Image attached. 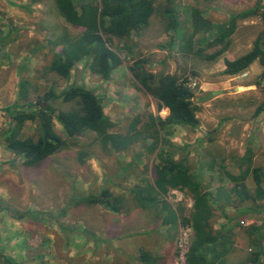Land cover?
<instances>
[{
  "label": "rangeland",
  "instance_id": "rangeland-1",
  "mask_svg": "<svg viewBox=\"0 0 264 264\" xmlns=\"http://www.w3.org/2000/svg\"><path fill=\"white\" fill-rule=\"evenodd\" d=\"M263 5L264 0H175L183 18L182 27L171 32L177 41L170 48L160 47L170 40L171 33L163 35L167 21L159 12L154 13L149 26L134 41L115 42L113 48L123 64L105 80L91 71L86 59L75 65L68 79L47 70L54 51L62 48L51 43L55 38L57 41V34L78 35L83 30L65 21L54 0H0V264H10L3 255L17 264H136L141 248L159 256L161 264H184L180 254L187 250L194 234L192 225L184 228L185 224L178 221L173 225L170 217L164 223L165 210L159 208L163 211L160 214L153 207H144L135 196V190L153 184L156 178L157 150L149 151L140 142L118 150L93 132L70 138L55 120L56 130L67 144L41 165L27 167L2 136L11 124L8 108L17 102L22 77L29 79L30 100L38 103L41 99L42 105H47L42 98L50 88L60 93L71 84H84L100 97L105 113L115 124L109 131L126 135L134 120H141L140 127L149 122L153 109L160 112L158 100L140 88L128 70L134 60L147 59L143 65L149 71L187 76V84L196 95L198 126L194 130L181 126L163 130V137L176 149V159L185 157L193 172L202 173L210 191L215 192L220 184L229 188L232 184L227 183V173L239 175L249 164L264 170V110L255 114L264 100V80H260L258 61L229 76L224 74V59L251 50L264 22L258 15L238 18L234 32L222 45H212V33L201 31L193 38L195 54L181 48L193 33V8L211 19L213 31H218L231 22L232 14ZM156 34H162L160 44ZM222 47L220 56L209 57ZM247 83L254 84L253 90L246 87ZM223 86L228 89L223 99L216 95L197 100L213 90H224ZM52 106L59 110L77 108L75 102L62 99ZM36 134V124L28 121L23 135ZM246 155L251 157L249 164ZM130 162L132 166L125 168ZM246 181L253 186L252 174ZM105 189L124 200L120 212L89 203L90 195ZM162 197L177 209L183 207L185 213L192 208L186 190L174 188ZM226 197L225 193L220 198L215 196L211 224L234 236L226 255L228 264H247L250 253L258 250L251 244L254 234L248 228L264 222V200L258 204L261 213L240 216L228 206ZM257 264H264V256Z\"/></svg>",
  "mask_w": 264,
  "mask_h": 264
},
{
  "label": "trees",
  "instance_id": "trees-1",
  "mask_svg": "<svg viewBox=\"0 0 264 264\" xmlns=\"http://www.w3.org/2000/svg\"><path fill=\"white\" fill-rule=\"evenodd\" d=\"M37 2L39 0H33ZM56 10L65 21L74 27L83 30L78 35L68 32L57 34L52 44L62 46L60 52L54 51L47 70L68 79L72 69L83 59L89 61L92 72L111 78L114 69L123 64V59L114 49L115 42H127L134 32L145 30L151 23V17L159 12L164 21H167L166 31L177 32L181 26L175 0H54ZM261 9L232 14L231 22L218 31H213L211 19L202 15L198 8H193V33L188 36L182 51L192 53L193 38L199 32L212 33V45H222L226 37L230 36L235 28L238 18H247L258 15L264 22V5ZM182 27V26H181ZM175 35L170 36L167 43L161 48H170L175 42ZM53 50V49H51ZM224 48L217 49L209 55L214 59L222 54ZM203 51H201L199 54ZM147 59L134 60L128 70L133 78L140 84L147 94L158 100V110L167 108L169 114L163 118L160 115H149V122L139 126L138 118L130 125L126 135L110 132L115 126L111 118L105 113L103 102L96 92L84 84H71L68 88L56 93L50 88L42 100V105L30 100L29 79L22 77L18 87L17 102L8 108L11 118L9 128L3 131L2 136L6 146L24 158L23 164L27 167H37L47 158L58 152L67 144V141L57 132L55 120L65 129L70 138H79L84 133L93 132L104 144H113L118 150L130 147L134 142L142 143L149 151L157 150L159 163L156 166V178L153 184H147L135 190L137 201L144 207H153L160 214L165 210L167 214L163 222L167 223L170 217L173 225L176 221L181 224L192 225L194 234L190 244L187 261L188 264H228L226 255L234 243L233 234L223 230H216L211 224L213 205L217 203L215 196H227L229 207L235 208L238 215L248 213H261L260 204L264 200V170L254 167L251 157L246 155L248 166L239 175L227 173L232 186L221 185L215 192L204 184L202 173L191 170L185 157H175L176 149L172 143L163 137V130L167 127L181 126L187 130H194L199 124L198 105L195 104V92L188 86V77L176 73L152 72L147 70L143 63ZM262 67L260 80H264V29L253 43L251 50L235 58H225L224 74L238 75L247 70L254 62ZM145 62V63H146ZM259 82V81H258ZM62 99L64 102H75L77 108L59 110L52 106V102ZM264 110V100L255 114ZM28 121L36 124L35 136H24L23 129ZM150 143H147L148 140ZM171 148V149H170ZM252 174L253 186L247 183V177ZM172 188L186 190L192 199V208L185 213L183 207L177 209L169 201L161 198ZM217 192V193H216ZM216 193V194H215ZM160 194V196H159ZM89 203L103 204L113 212H120L124 205L123 199L105 189L98 195H90ZM163 211H161V209ZM224 208V207H222ZM225 209H223L224 213ZM264 222L252 224L248 231L251 234V244L257 245L258 250L250 253L247 264H257L264 256ZM221 247V250L218 248ZM6 263L17 264L14 260L3 255ZM136 264H160L159 256L149 250L140 249Z\"/></svg>",
  "mask_w": 264,
  "mask_h": 264
},
{
  "label": "crops",
  "instance_id": "crops-1",
  "mask_svg": "<svg viewBox=\"0 0 264 264\" xmlns=\"http://www.w3.org/2000/svg\"><path fill=\"white\" fill-rule=\"evenodd\" d=\"M179 20H180V22L183 20V18L181 17V14L179 15ZM165 32H167L166 30H164V33H163V35L165 34ZM171 33V32H170ZM169 33V34H170ZM134 34V33H133ZM132 34V38H133V41L136 39V37L137 36H139V35H142V32H137V35H133ZM173 33H171V35H172ZM162 34H156V42H157V44H160L159 42H161L160 40V37H162L161 36ZM135 38V39H134ZM138 39V38H137ZM175 41H177V40H175ZM196 43V40L194 41V43H193V45H192V52H194V44ZM134 50H136L135 48H133ZM155 51H157V50H155ZM192 54H195V53H192ZM193 56V55H192ZM218 59V58H217ZM233 59H235V58H233ZM218 61V60H217ZM225 66V65H224ZM166 73H169V72H166ZM170 73H173L172 71L170 72ZM247 88H249V89H251V90H253V88H254V84H251V83H247V86H246ZM223 88H224V92L221 94V95H219L218 94V96H216V98L218 99V98H222L223 99V96H225V94H226V91L228 90L225 86H223ZM214 89V88H213ZM222 99H220V100H222ZM222 104V103H221ZM156 110V111H155ZM153 114H159V115H161L163 118H165V117H167L168 116V114H169V110L167 109V108H162V111L160 110V112H158L157 113V109H153V111H151ZM164 114H166V115H164ZM125 168H127V167H130V166H132V163L130 162V163H126L125 165ZM153 181V180H152ZM151 181V182H152ZM154 182V181H153ZM231 183L229 180H227V183ZM220 185H222V184H220ZM219 185V186H220ZM227 186V185H226ZM173 190H174V188H172ZM217 189H218V187H217ZM216 189V190H217ZM160 263V262H159ZM161 264V263H160Z\"/></svg>",
  "mask_w": 264,
  "mask_h": 264
},
{
  "label": "water",
  "instance_id": "water-1",
  "mask_svg": "<svg viewBox=\"0 0 264 264\" xmlns=\"http://www.w3.org/2000/svg\"><path fill=\"white\" fill-rule=\"evenodd\" d=\"M224 91L222 89H218V90H213L211 92H209L207 95L203 96V97H198L197 100L199 101H205L208 100L218 94H222Z\"/></svg>",
  "mask_w": 264,
  "mask_h": 264
},
{
  "label": "built area",
  "instance_id": "built-area-1",
  "mask_svg": "<svg viewBox=\"0 0 264 264\" xmlns=\"http://www.w3.org/2000/svg\"><path fill=\"white\" fill-rule=\"evenodd\" d=\"M184 228H190L189 227V225H185V226H183ZM192 239H193V236H192V238H191V240H190V243H189V245H188V247H187V250L185 251L184 249L181 251V254H180V256H181V259H182V263H184V264H188V261H187V253H188V250H189V247H190V244H191V242H192ZM186 242V241H185ZM182 243H183V241H181V245H182Z\"/></svg>",
  "mask_w": 264,
  "mask_h": 264
}]
</instances>
